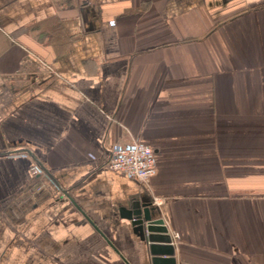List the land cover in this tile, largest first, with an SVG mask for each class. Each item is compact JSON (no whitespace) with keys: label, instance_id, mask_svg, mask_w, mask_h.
Returning <instances> with one entry per match:
<instances>
[{"label":"crops","instance_id":"1","mask_svg":"<svg viewBox=\"0 0 264 264\" xmlns=\"http://www.w3.org/2000/svg\"><path fill=\"white\" fill-rule=\"evenodd\" d=\"M155 197L176 264H264V0H0V264H150Z\"/></svg>","mask_w":264,"mask_h":264},{"label":"water","instance_id":"2","mask_svg":"<svg viewBox=\"0 0 264 264\" xmlns=\"http://www.w3.org/2000/svg\"><path fill=\"white\" fill-rule=\"evenodd\" d=\"M63 195H66V193H63ZM70 201L85 216L71 199ZM120 215L132 221V224L139 228L140 234L148 244L150 264H176L172 239L160 217L158 208L150 204L133 202L129 210L121 209ZM85 218L92 225V222L86 216ZM92 226L96 228L94 225ZM102 238L108 243L105 237L102 236Z\"/></svg>","mask_w":264,"mask_h":264},{"label":"built area","instance_id":"3","mask_svg":"<svg viewBox=\"0 0 264 264\" xmlns=\"http://www.w3.org/2000/svg\"><path fill=\"white\" fill-rule=\"evenodd\" d=\"M105 166L111 171L120 172L144 184H148L156 173L154 152L137 141H131L126 146H115L109 152ZM30 173L32 176H38L43 171L37 165H33ZM152 202L157 208L162 205V200L156 197L152 199ZM177 238L178 235L174 234L173 243Z\"/></svg>","mask_w":264,"mask_h":264},{"label":"trees","instance_id":"4","mask_svg":"<svg viewBox=\"0 0 264 264\" xmlns=\"http://www.w3.org/2000/svg\"><path fill=\"white\" fill-rule=\"evenodd\" d=\"M128 145V144H127ZM126 146V145H125Z\"/></svg>","mask_w":264,"mask_h":264}]
</instances>
